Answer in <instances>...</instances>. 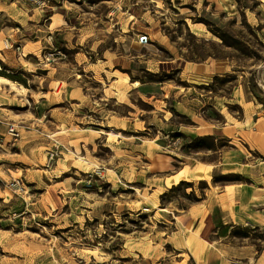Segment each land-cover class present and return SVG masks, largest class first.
Returning <instances> with one entry per match:
<instances>
[{"label":"rangeland","instance_id":"rangeland-1","mask_svg":"<svg viewBox=\"0 0 264 264\" xmlns=\"http://www.w3.org/2000/svg\"><path fill=\"white\" fill-rule=\"evenodd\" d=\"M128 10L136 13L132 23ZM110 28L125 38L112 50ZM80 29L87 30L83 37H78ZM0 33V72L21 76L27 83L30 78L36 89L42 69L33 68L34 75L26 72L21 64L10 63V52L32 63L43 57L48 66L53 59H63L66 72L73 68L80 75L85 67L74 65L77 51L99 60L97 64L106 54L119 56L120 71L138 78H149L148 64L155 70L150 72L170 74L161 76L164 81L154 97L140 99L134 93L128 105L107 101L110 111L138 122L133 127V119L128 120L120 133L125 141L121 146L113 130L104 126L101 85L91 78L95 97L81 113L88 114L94 129L109 133V139L100 137L85 153L78 146L77 154L67 144L54 143L41 160L39 177L25 176L20 164L18 173L0 169V264H198L203 236L199 211L225 216L224 203L217 199L220 190L228 183H242L248 198L252 178L258 180L254 171L263 168L264 157L244 138L234 143L195 138L205 130L198 129V117L246 127L263 121L264 0H0ZM140 35L148 42L136 49L124 46ZM40 38L41 52L29 55L24 45ZM162 61L174 68L164 71ZM210 63L218 71L206 74L200 64ZM30 109L17 108L12 114L38 112ZM7 124L18 140V126L14 124L16 134L10 131L13 124ZM65 132L70 134V129ZM213 143L216 151L198 150ZM225 151L230 154L227 163L235 166H221ZM200 163L211 169L198 173ZM183 167L190 170V187L170 192L165 178ZM207 174L210 179L202 178ZM15 180L20 185L12 186ZM229 231L224 226L219 236L263 248L262 229H231L232 234L249 235L246 240ZM204 242L210 243L207 238ZM232 253L237 264H247L245 254ZM216 263L215 254L206 260Z\"/></svg>","mask_w":264,"mask_h":264},{"label":"crops","instance_id":"crops-1","mask_svg":"<svg viewBox=\"0 0 264 264\" xmlns=\"http://www.w3.org/2000/svg\"><path fill=\"white\" fill-rule=\"evenodd\" d=\"M127 14L129 15L128 22L132 23V16H136L135 11L128 10ZM131 28L133 29V27H130L126 33L129 34ZM86 32L87 30L80 29L78 37H83L80 35H84ZM110 37L113 38L112 45L108 47L110 50L113 49V44H120L121 42L119 41H125L124 37H118L117 34H113L111 28ZM138 37L140 39H133L128 45L124 44V46L136 49L137 44L141 45L148 42L147 36L145 41L141 39V35ZM128 38L133 37L130 35ZM42 44L43 42L40 38L24 46L25 48L29 47L27 52L29 55H36V53L41 52ZM76 45H78V42ZM9 54L11 56L10 63L13 65L21 64L23 69L28 73L34 75L36 70L33 68L42 69V72L38 75L39 85L37 89L31 84L30 78L27 79V85L16 80H13L16 82V86H13L10 82H0V116L3 118L0 120V169L6 167L7 170L18 173L20 169L17 167V164H20L23 166L21 168L27 177H39L41 175L37 172L44 168L41 160L46 154V149L54 143L64 146L67 144V146L72 148L74 154H77L78 146L80 151L85 153V148L92 147V143L96 142L100 137L105 136L107 140L109 139V133L94 129V123L88 120V114L81 113L82 109L86 105H89L90 100L95 97L91 92L89 79L94 78L101 85L99 100L104 102V106H100L101 110L106 111L103 117L105 119L104 126L113 130V135L118 138L116 143L119 146L125 142L122 140L120 133H123L127 129L128 120L133 119V127H137L138 122L133 116L130 117L121 115L117 111H110L107 107V101L113 100L116 104L128 105V102H132V95L134 93H137L140 99H143L144 96L154 97L159 93L157 85L161 82L142 83L138 80V77L133 76L129 71H120L119 56L113 55L112 52H110L112 54L110 56L104 55L101 62L97 64L99 60L92 61L86 54L77 51L73 61L75 66L81 64L85 67V73L81 75L75 73L73 68L70 69L71 72H66V68L63 67L66 65V62H63V59H59L58 61L53 59L50 63L53 66H48L47 60L43 59V57L39 58V62L32 63L28 59H24L23 56L13 58L12 52ZM81 55H84V57ZM5 56L7 58V54ZM131 56L134 59L138 57L134 54ZM161 63L164 66V71L174 68H167L166 61H162ZM71 65L73 66L72 62ZM200 65H204L202 70L206 74L218 71L217 67H214L211 63ZM147 70L155 71L149 64L147 65ZM204 79L207 78L205 77ZM136 81L139 84H136ZM30 107L38 109V112L31 111L30 114H12V111L17 110V108L31 110ZM112 112H115L116 115H113ZM47 114H49V119L47 118ZM259 114L261 113L259 112ZM198 118L200 119L198 129L204 128L205 130L195 140L213 137L214 141L225 138L234 143L236 140L244 138L245 143L250 149L259 156L264 157V117L262 122L258 121L251 127L243 126V123L236 124L233 121L225 122L223 125L209 123L200 117ZM7 123L18 126L21 132L18 140L7 131ZM184 128L192 130L187 126ZM66 129H70V134L65 132ZM135 132L139 133L136 129ZM128 144L129 146H133V143ZM129 146L123 145L125 149ZM198 150L216 151V144L198 147ZM131 151L134 150L132 149ZM228 153V151L223 152V161H221V166L223 167L227 165L235 166V164L227 163V158L230 157ZM262 165L261 171H254L258 180L252 178V185L254 187L248 198H244L243 196L244 188L242 187L244 184L242 183H228L220 190L217 199L224 203L223 207L226 209L225 216L215 218L213 215L199 211L197 215L198 230L203 236L199 242L200 255H198V264H201V262L202 264H206V260L211 258L213 254L217 256L216 264H237L234 258L235 255L232 253L233 251L245 254L248 258L247 264H264V239L261 240L263 248L258 249L256 248V243L238 242L233 244L226 239L228 236H219V230L224 226H229V234H232V228L240 226L242 228L249 226L254 229L260 228L264 230V163ZM197 167H195V170L198 172ZM44 170L46 171V169ZM42 176H45L44 172ZM190 177V170H186L183 167L181 170L169 174L164 182L167 185L168 180H171V185L168 187H173L179 185L182 181L188 182ZM184 227H187V223L184 224ZM232 235L234 238L243 240L250 238L249 235L239 236L236 232ZM206 238L210 243L204 242Z\"/></svg>","mask_w":264,"mask_h":264},{"label":"trees","instance_id":"trees-1","mask_svg":"<svg viewBox=\"0 0 264 264\" xmlns=\"http://www.w3.org/2000/svg\"><path fill=\"white\" fill-rule=\"evenodd\" d=\"M207 24V23H206ZM208 25V24H207ZM211 31H214L210 28ZM215 34L217 32H214ZM221 39L223 41H225V38L223 36H220ZM145 72L147 73V75H149V78L148 79H144V78H138V80H140L142 83H159V82H163L164 79L161 77V76H168L170 74H168L167 72H163V73H153V72H150V71H147L145 70ZM0 75H3V76H6L12 80H16V81H19L21 83H24L27 85V81L26 79H24L23 77L21 76H17V75H13V74H9V73H6L4 71H1L0 72ZM205 139H213V137H204V138H198L197 141H203ZM203 145H199L198 147H202ZM223 179H226L224 178L225 176H222ZM227 181V180H226ZM190 183L189 182H185V181H182L179 185L177 186H173L169 191L170 192H173L175 191L176 189L178 188H181L182 186H186V187H190ZM166 195V193L164 194Z\"/></svg>","mask_w":264,"mask_h":264},{"label":"bare ground","instance_id":"bare-ground-1","mask_svg":"<svg viewBox=\"0 0 264 264\" xmlns=\"http://www.w3.org/2000/svg\"><path fill=\"white\" fill-rule=\"evenodd\" d=\"M1 68V66H0ZM127 78V77H126ZM0 82H10L13 86H16V82L11 80L10 78L6 77V76H3V75H0ZM136 84H139L138 81L135 82ZM25 90V89H23ZM209 129V128H208ZM210 130V129H209ZM211 169V166L210 165H206V164H202L200 163L197 167V170L198 172H202V171H206V170H210ZM204 179H210V175L207 174L206 177H202ZM171 185V180H168V183H167V186H170Z\"/></svg>","mask_w":264,"mask_h":264},{"label":"built area","instance_id":"built-area-1","mask_svg":"<svg viewBox=\"0 0 264 264\" xmlns=\"http://www.w3.org/2000/svg\"><path fill=\"white\" fill-rule=\"evenodd\" d=\"M141 39H143L145 41L146 40V36H142ZM6 47H7V45H6ZM10 131L17 134V132H15V126L14 125L11 127ZM16 183L18 185H20V182H16V180H15L14 182H12V186L15 185Z\"/></svg>","mask_w":264,"mask_h":264}]
</instances>
